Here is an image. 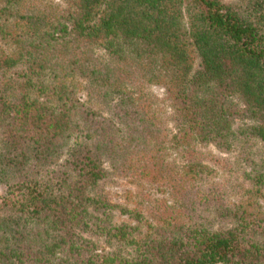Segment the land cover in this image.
Returning <instances> with one entry per match:
<instances>
[{
	"label": "trees",
	"instance_id": "trees-1",
	"mask_svg": "<svg viewBox=\"0 0 264 264\" xmlns=\"http://www.w3.org/2000/svg\"><path fill=\"white\" fill-rule=\"evenodd\" d=\"M0 185V264H264V0H0Z\"/></svg>",
	"mask_w": 264,
	"mask_h": 264
},
{
	"label": "rangeland",
	"instance_id": "rangeland-1",
	"mask_svg": "<svg viewBox=\"0 0 264 264\" xmlns=\"http://www.w3.org/2000/svg\"><path fill=\"white\" fill-rule=\"evenodd\" d=\"M55 3L63 6L66 4L67 0H52ZM224 3H229V2H233L235 0H221ZM99 54H102V51H98ZM154 91L156 92V94L161 95L163 94V90L161 88H154ZM81 99L85 100V94L84 92H79L78 94ZM214 152H216L214 150ZM106 167L109 169V167L106 165ZM227 176V175H225ZM4 187L2 185H0V197L3 193ZM106 190L110 193V196L112 198V200L115 203L121 204V205H126L128 207L130 206H134V195L136 193H140L141 190L143 191H148L151 194H153V196H161L164 194H160V193H155V191L153 190V188L151 186H149L148 184H139L135 181H133L132 179H128V178H121V177H115L113 175V177H111ZM130 201V202H129ZM126 219V216H120L116 218V221H123Z\"/></svg>",
	"mask_w": 264,
	"mask_h": 264
}]
</instances>
